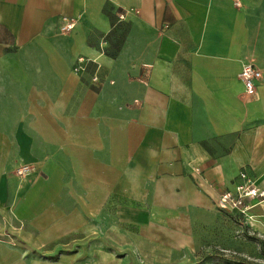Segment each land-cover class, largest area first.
I'll return each instance as SVG.
<instances>
[{
  "label": "crops",
  "instance_id": "0c3cea01",
  "mask_svg": "<svg viewBox=\"0 0 264 264\" xmlns=\"http://www.w3.org/2000/svg\"><path fill=\"white\" fill-rule=\"evenodd\" d=\"M241 172L264 188V0H0V264H66L110 220L192 249Z\"/></svg>",
  "mask_w": 264,
  "mask_h": 264
},
{
  "label": "rangeland",
  "instance_id": "374dc122",
  "mask_svg": "<svg viewBox=\"0 0 264 264\" xmlns=\"http://www.w3.org/2000/svg\"><path fill=\"white\" fill-rule=\"evenodd\" d=\"M109 222L106 236L95 242L86 236L61 242L49 259H63L66 264H264V232L232 215H222L214 226L199 229L194 248L184 250L146 243L141 224Z\"/></svg>",
  "mask_w": 264,
  "mask_h": 264
},
{
  "label": "built area",
  "instance_id": "2783aa9c",
  "mask_svg": "<svg viewBox=\"0 0 264 264\" xmlns=\"http://www.w3.org/2000/svg\"><path fill=\"white\" fill-rule=\"evenodd\" d=\"M133 11L127 12L120 16V20H124L126 16ZM137 13V12H135ZM61 32L70 33L76 27V22L64 17L62 19ZM89 59L79 58L74 67V73L80 76L87 71ZM240 80L244 84L245 94L249 97L253 96L258 88V84L263 79V73L253 64H245L239 75ZM93 83H99V77L95 75L92 79ZM34 168L30 165H23L16 170V175L21 178H27ZM199 172V170H198ZM240 183L234 190L223 192L217 200V208L222 212H226L240 222L244 221L246 225H254L255 216L252 214L253 208L264 202V188L259 187L255 181L248 177L246 172L239 175Z\"/></svg>",
  "mask_w": 264,
  "mask_h": 264
}]
</instances>
